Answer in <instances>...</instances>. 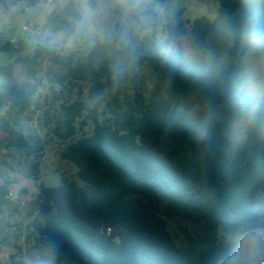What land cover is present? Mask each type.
Instances as JSON below:
<instances>
[{
	"label": "trees",
	"instance_id": "16d2710c",
	"mask_svg": "<svg viewBox=\"0 0 264 264\" xmlns=\"http://www.w3.org/2000/svg\"><path fill=\"white\" fill-rule=\"evenodd\" d=\"M187 1L151 0L150 32L118 83L116 60L98 51L62 57L37 44L32 54L0 64V135L9 134L7 147L24 153L29 166L18 171L41 181L29 259L55 238L58 264H213L239 226L264 222V121L251 119L246 139L231 153L236 124L254 102L241 81L249 45L240 40L224 56L216 44L225 22L264 24V0H220L214 19L191 22L186 49L176 37L188 34ZM160 9L175 25L165 37L157 32ZM64 24L51 16L47 28L58 32ZM13 50L11 41L0 45V53ZM46 59L67 67L69 85L88 87L86 100L63 106L61 121L72 134L94 125L90 136L60 153L77 166L83 186L63 175L59 186L45 187L39 162L31 161L45 150L28 124L37 114V75ZM16 66L22 81H13ZM123 88L129 92L121 97ZM204 95L213 98L215 114L210 134L200 139ZM12 184L0 174V210L19 212Z\"/></svg>",
	"mask_w": 264,
	"mask_h": 264
},
{
	"label": "rangeland",
	"instance_id": "374dc122",
	"mask_svg": "<svg viewBox=\"0 0 264 264\" xmlns=\"http://www.w3.org/2000/svg\"><path fill=\"white\" fill-rule=\"evenodd\" d=\"M10 6L15 7V4H10ZM219 6L220 0H188L183 16L188 34L181 37L177 36L176 41L182 43L187 49L191 22L203 16L214 19L217 16ZM51 16H54L58 23L64 21L62 16L55 11L46 17L37 18L28 17L21 9L10 18L9 23L0 27V45L9 41L14 43L12 53H0V64L13 63L18 57L32 54L33 48L37 44L49 48L56 56L67 57L71 54L79 56L84 50L79 46H69L66 41L62 40V31L52 32L47 28ZM158 21L157 32L159 37L166 36L168 26H175L174 23L166 19L161 9L158 11ZM24 27H27V30ZM249 67L250 63L243 71L241 81L246 93L252 95ZM68 74L67 67L56 65L50 59H46L40 65L37 75L40 90L35 99L37 114L35 121L29 123L28 127L29 129H36L44 143V153L32 158L31 161L39 162L42 170L41 180L45 187L59 186L63 175L69 176L80 186L84 185L78 177L77 166L63 160L60 156V153L70 143L84 136H90L94 129L92 122L79 129L78 123L81 121L79 119L78 129L75 134H72L61 122L63 120V106L69 105L77 99L86 100L88 92L87 84H82V91L79 85H69ZM62 78H66L65 84L59 83ZM22 80L21 69L16 66L13 81ZM128 92L123 88L121 97H124ZM250 120L249 111L245 118L237 122L231 149L232 155L246 139V128ZM9 140V134L2 133L0 135V174L4 173L13 180L10 198L19 207V212L7 208L0 210V264H28L30 260L29 248L32 246V242H28L27 237L31 232V222L38 211L35 202L41 181L28 180L18 171L28 167L29 163L26 162L23 152L16 148L7 147ZM3 161H6L17 171L13 172L12 169L7 168Z\"/></svg>",
	"mask_w": 264,
	"mask_h": 264
},
{
	"label": "clouds",
	"instance_id": "9594fccd",
	"mask_svg": "<svg viewBox=\"0 0 264 264\" xmlns=\"http://www.w3.org/2000/svg\"><path fill=\"white\" fill-rule=\"evenodd\" d=\"M10 2L0 0V27L21 9L28 17L37 18L55 11L65 21L61 39L69 46H79L87 53L98 51L116 60V83L123 68L135 61L139 44L148 36L152 23L151 0H38L31 6L19 0L15 7ZM240 40L248 43L251 57L249 82L254 102L250 117L254 123L264 121V24L225 22L216 36L217 47L224 56ZM171 80L169 76L168 85ZM202 107L200 139L207 137L213 127L215 108L210 95H204ZM60 256L59 241L49 238L34 249L28 264H58ZM213 264H264V222L239 226L230 246L214 258Z\"/></svg>",
	"mask_w": 264,
	"mask_h": 264
},
{
	"label": "built area",
	"instance_id": "2783aa9c",
	"mask_svg": "<svg viewBox=\"0 0 264 264\" xmlns=\"http://www.w3.org/2000/svg\"><path fill=\"white\" fill-rule=\"evenodd\" d=\"M24 29H26V30H27V27H24ZM10 195H12V194L10 193Z\"/></svg>",
	"mask_w": 264,
	"mask_h": 264
},
{
	"label": "water",
	"instance_id": "95a60500",
	"mask_svg": "<svg viewBox=\"0 0 264 264\" xmlns=\"http://www.w3.org/2000/svg\"><path fill=\"white\" fill-rule=\"evenodd\" d=\"M11 4H13V3H11Z\"/></svg>",
	"mask_w": 264,
	"mask_h": 264
}]
</instances>
